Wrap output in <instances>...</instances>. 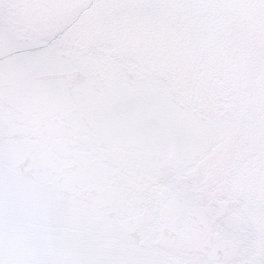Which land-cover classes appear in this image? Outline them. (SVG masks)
I'll return each instance as SVG.
<instances>
[{
  "label": "snow or ice",
  "instance_id": "obj_1",
  "mask_svg": "<svg viewBox=\"0 0 264 264\" xmlns=\"http://www.w3.org/2000/svg\"><path fill=\"white\" fill-rule=\"evenodd\" d=\"M0 264H264V0H0Z\"/></svg>",
  "mask_w": 264,
  "mask_h": 264
}]
</instances>
